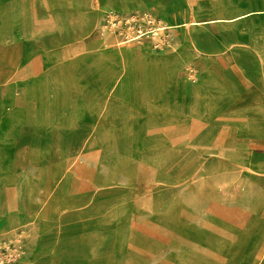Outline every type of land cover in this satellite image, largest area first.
<instances>
[{"label":"crops","instance_id":"crops-1","mask_svg":"<svg viewBox=\"0 0 264 264\" xmlns=\"http://www.w3.org/2000/svg\"><path fill=\"white\" fill-rule=\"evenodd\" d=\"M1 5L2 0L0 17L10 19L0 23V31L19 38L0 42V237L22 238L24 254L15 264H227L226 247L237 249L239 238L228 242L225 235L212 233L210 216L200 226L176 197L162 200L159 190L149 193L147 186L125 178L128 174L90 179L82 169L39 167L32 160L33 146L11 133L31 127L14 116L28 112L38 99L45 104L32 126L46 134L49 129L64 133L68 121L76 120L79 97L87 93L81 84L83 64L92 79L101 65L107 73L117 71L131 87L112 58L118 49L105 50L97 31L107 12L152 13L172 27L169 46L158 52L143 42L133 52L172 69L165 87L155 92V104L187 130L202 117L210 141L223 146H230L228 121L238 115L233 126L242 134L230 136L251 146L220 153L223 172L239 170L254 192L250 214L240 218V211H231L232 216L214 217L216 222L234 228L249 218L264 223V205L254 203L264 193V0H84L67 15L34 8L4 14ZM187 68L195 71V79L180 82ZM89 90L98 94L97 86ZM242 96L250 102L236 105L235 98ZM163 97H170L169 109ZM114 175L124 178H108ZM254 236L264 246V230Z\"/></svg>","mask_w":264,"mask_h":264},{"label":"rangeland","instance_id":"rangeland-1","mask_svg":"<svg viewBox=\"0 0 264 264\" xmlns=\"http://www.w3.org/2000/svg\"><path fill=\"white\" fill-rule=\"evenodd\" d=\"M80 1L84 0H2L1 7L4 14L11 10L34 8L36 13L45 9L67 15L66 12H77ZM116 5L120 11H125L120 2ZM110 13L115 12L103 15L97 31V38L103 39L105 50L121 48L132 52L140 48L143 42H148L154 51L166 49H156L151 39L118 45L120 40L117 37L102 31L104 20ZM141 13L149 12L133 14ZM6 19L10 18L0 17V23H6ZM11 39L19 38L9 30L0 31L1 45ZM116 51L112 58L120 62L131 87L117 77V71L114 74L107 73L101 65L97 73L94 71L92 79L89 66L83 64L81 84L87 93L79 97L81 107L77 111L76 120L68 121L70 126L64 133L49 129L48 136L45 129L32 126L42 114L40 107L45 104L41 102L42 99H38L30 102L28 112L14 116L22 125L31 127H18L11 135L33 146L35 153L32 160L39 167L82 169L83 173L90 174L86 176L90 179L104 178L106 176L102 174L105 173L128 174L125 178L135 180L142 188L147 186L149 193H152L153 188L159 190L162 200L176 197L183 205L181 210L192 213L194 221H201L200 226L210 216L212 233L225 235L230 238L228 242L234 236L239 238L235 245L237 249H234V244L226 247L224 256L227 264H264V246L254 236V233L264 230V223L256 224L254 219L249 218V222L235 225L240 228H234L230 224L219 225L214 218L232 216L231 211H240V218L250 214L253 190L246 185L239 170L223 172L226 166L220 160V153H232L239 148L247 151L251 149L249 145L235 143L230 136L237 139L242 134L240 128L233 126L237 124L236 120L239 122L240 116L228 121L226 132L229 137L226 143L230 146L210 141L208 134L211 131L203 126L202 117L197 126L187 130L179 121L166 114L160 104H155L158 98L155 92L165 87L172 69L153 61H144L139 55H132L128 59L119 50ZM194 74L192 68H187L180 82L193 81ZM96 86L98 94H92L89 89ZM47 90L50 88H45L44 92ZM169 98L162 99L168 109ZM235 102L236 105H245L250 102V97H238ZM245 115L250 118L251 112ZM90 117L92 121H89ZM226 117L232 115L227 114ZM260 135L264 136V128L260 129ZM48 139L60 140L61 143L50 144ZM56 155H61L58 162L55 160ZM108 178L122 179L124 176ZM254 203L256 206L264 205L263 192L258 193ZM258 215L255 212V216Z\"/></svg>","mask_w":264,"mask_h":264},{"label":"built area","instance_id":"built-area-1","mask_svg":"<svg viewBox=\"0 0 264 264\" xmlns=\"http://www.w3.org/2000/svg\"><path fill=\"white\" fill-rule=\"evenodd\" d=\"M167 28L151 13H110L104 20L102 31L117 37L119 44L151 39L156 49H162L170 42ZM23 254L20 236L6 240L0 237V264H15Z\"/></svg>","mask_w":264,"mask_h":264},{"label":"bare ground","instance_id":"bare-ground-1","mask_svg":"<svg viewBox=\"0 0 264 264\" xmlns=\"http://www.w3.org/2000/svg\"><path fill=\"white\" fill-rule=\"evenodd\" d=\"M170 28H172V27H169V29ZM168 29V28H167ZM185 38V37H184ZM190 39V38H189ZM124 46V45H123ZM122 54H124V57H127L128 59H130V57L132 56V55H137L135 52H127L125 49H122L121 50V48H117ZM182 50V49H181ZM180 51V50H179ZM183 56V55H182ZM171 57V56H170ZM178 57V56H177ZM175 58V57H174ZM180 58V57H179ZM183 58V57H182ZM171 59V58H170ZM173 59V58H172ZM171 59V60H172ZM178 60V59H177ZM182 61V60H181ZM176 62V61H175ZM183 62V61H182ZM164 64V63H163ZM169 64V63H168ZM171 64V63H170ZM171 66V65H170ZM169 66V67H170ZM181 66V65H180ZM171 69V68H170ZM176 69V68H175ZM258 261H259V259H258ZM258 264V263H257Z\"/></svg>","mask_w":264,"mask_h":264}]
</instances>
